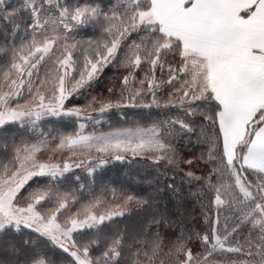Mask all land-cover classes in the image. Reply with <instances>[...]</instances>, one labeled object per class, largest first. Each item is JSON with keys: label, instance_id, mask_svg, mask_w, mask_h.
<instances>
[{"label": "snow or ice", "instance_id": "snow-or-ice-1", "mask_svg": "<svg viewBox=\"0 0 264 264\" xmlns=\"http://www.w3.org/2000/svg\"><path fill=\"white\" fill-rule=\"evenodd\" d=\"M0 264H264V0H0Z\"/></svg>", "mask_w": 264, "mask_h": 264}, {"label": "trees", "instance_id": "trees-1", "mask_svg": "<svg viewBox=\"0 0 264 264\" xmlns=\"http://www.w3.org/2000/svg\"><path fill=\"white\" fill-rule=\"evenodd\" d=\"M10 3H14L15 0H9ZM81 38H87L86 36H84L83 34L81 36H78L77 39H81ZM117 118L113 117V120L115 121ZM42 127H45V129H47V125H43ZM126 169L122 166L119 165H112L110 166L108 172H107V176L108 178L115 182V184L119 185V184H124L125 186L130 185V184H134V174L129 173L126 174ZM195 214V213H194Z\"/></svg>", "mask_w": 264, "mask_h": 264}]
</instances>
